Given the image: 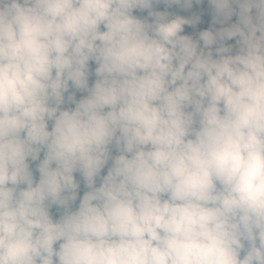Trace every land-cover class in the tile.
Returning <instances> with one entry per match:
<instances>
[{
    "label": "clouds",
    "instance_id": "9594fccd",
    "mask_svg": "<svg viewBox=\"0 0 264 264\" xmlns=\"http://www.w3.org/2000/svg\"><path fill=\"white\" fill-rule=\"evenodd\" d=\"M0 264H264V0H0Z\"/></svg>",
    "mask_w": 264,
    "mask_h": 264
},
{
    "label": "trees",
    "instance_id": "16d2710c",
    "mask_svg": "<svg viewBox=\"0 0 264 264\" xmlns=\"http://www.w3.org/2000/svg\"><path fill=\"white\" fill-rule=\"evenodd\" d=\"M204 9H205V15L203 17V22L198 25V28H205V27H208L209 23L211 22V12H210V7L205 3L204 4ZM233 20L235 19V17L232 18ZM186 31H190V29H186ZM227 43H234V41H227ZM94 67V64H92L90 62V68ZM90 82H91V77H90ZM79 95H81V93L77 92L76 93V96L77 98L79 97ZM34 164V162H33ZM31 166V165H30ZM35 175V173H34ZM77 179H79V176L77 175ZM83 191V184L81 183V188H80V192L82 193Z\"/></svg>",
    "mask_w": 264,
    "mask_h": 264
}]
</instances>
